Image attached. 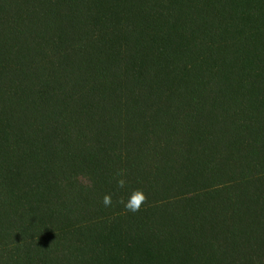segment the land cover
<instances>
[{
  "label": "trees",
  "instance_id": "1",
  "mask_svg": "<svg viewBox=\"0 0 264 264\" xmlns=\"http://www.w3.org/2000/svg\"><path fill=\"white\" fill-rule=\"evenodd\" d=\"M0 264H264V0H0Z\"/></svg>",
  "mask_w": 264,
  "mask_h": 264
},
{
  "label": "clouds",
  "instance_id": "2",
  "mask_svg": "<svg viewBox=\"0 0 264 264\" xmlns=\"http://www.w3.org/2000/svg\"><path fill=\"white\" fill-rule=\"evenodd\" d=\"M127 175V170L125 169H118L115 172L114 179L117 189L123 190L126 187L128 184ZM114 195L115 193L109 192L103 196L102 204L104 207L109 208L113 206ZM115 202L124 206L125 213H136L141 209L142 205L147 202V196L142 189H135L127 200H125L123 196H119Z\"/></svg>",
  "mask_w": 264,
  "mask_h": 264
}]
</instances>
